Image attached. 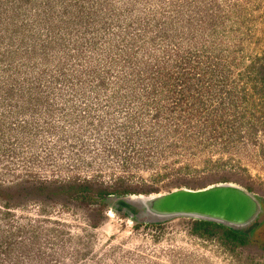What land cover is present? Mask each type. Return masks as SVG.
I'll list each match as a JSON object with an SVG mask.
<instances>
[{"label":"rangeland","instance_id":"obj_1","mask_svg":"<svg viewBox=\"0 0 264 264\" xmlns=\"http://www.w3.org/2000/svg\"><path fill=\"white\" fill-rule=\"evenodd\" d=\"M218 182L264 198V0H0V264H264L92 200Z\"/></svg>","mask_w":264,"mask_h":264},{"label":"water","instance_id":"obj_2","mask_svg":"<svg viewBox=\"0 0 264 264\" xmlns=\"http://www.w3.org/2000/svg\"><path fill=\"white\" fill-rule=\"evenodd\" d=\"M92 200L134 224L160 225L187 218L216 223L251 241L264 226V198L233 182L148 194L111 193Z\"/></svg>","mask_w":264,"mask_h":264},{"label":"trees","instance_id":"obj_3","mask_svg":"<svg viewBox=\"0 0 264 264\" xmlns=\"http://www.w3.org/2000/svg\"><path fill=\"white\" fill-rule=\"evenodd\" d=\"M84 190H87L86 187L83 188ZM76 193V192H75ZM78 193V192H77ZM111 193H117V192H108V191H100L98 194V196H104L107 194H111ZM118 194H124V193H118ZM3 194L0 192V196H2ZM74 195H80V197L82 196L83 199H85L86 197L83 196L84 194H74ZM3 197H7V195H3ZM88 200V199H87ZM89 203L90 200H88ZM105 207V205L101 204L99 206H97V210L101 211L103 210ZM193 230L195 232H199L201 234H207V235H211L214 234L216 232H219L221 234V237L226 240L227 242L235 245V246H243L246 244H251V243H255L257 240L255 241H251L250 239H248L247 237L234 232L232 230H229L221 225H218L216 223H212V222H207V221H199V220H193ZM262 247L264 248V244L262 245Z\"/></svg>","mask_w":264,"mask_h":264},{"label":"bare ground","instance_id":"obj_4","mask_svg":"<svg viewBox=\"0 0 264 264\" xmlns=\"http://www.w3.org/2000/svg\"><path fill=\"white\" fill-rule=\"evenodd\" d=\"M111 215V214H110ZM111 216H113V215H111Z\"/></svg>","mask_w":264,"mask_h":264}]
</instances>
